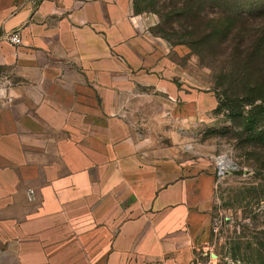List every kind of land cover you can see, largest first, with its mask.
<instances>
[{
  "label": "crops",
  "instance_id": "obj_1",
  "mask_svg": "<svg viewBox=\"0 0 264 264\" xmlns=\"http://www.w3.org/2000/svg\"><path fill=\"white\" fill-rule=\"evenodd\" d=\"M133 5L0 0V70L15 81L0 108V264L195 256L214 169L145 120L182 117L174 92L163 95L176 85L163 71L179 46ZM16 30L22 43L11 45L5 36ZM184 101L189 116L197 112L195 94Z\"/></svg>",
  "mask_w": 264,
  "mask_h": 264
},
{
  "label": "rangeland",
  "instance_id": "obj_2",
  "mask_svg": "<svg viewBox=\"0 0 264 264\" xmlns=\"http://www.w3.org/2000/svg\"><path fill=\"white\" fill-rule=\"evenodd\" d=\"M133 6L135 10L155 14L142 10L141 0H134ZM155 15L153 33L158 35L160 20ZM164 39L179 47L169 54L176 66L167 62L163 71L164 81H174L176 85L166 86L163 95L182 107V117L163 115L157 120H145L166 133L158 134L164 137L163 142L181 145L187 150L183 156L205 160L214 169L205 235L194 257L205 264H264V145L245 142L251 133L234 125L226 110H216L229 83L218 78L224 63L219 59L201 60L185 44ZM14 83L11 71L0 70V108L11 103ZM169 92H174L173 99ZM189 94H195L197 100V112L191 116L184 108L185 96ZM250 107L244 105L241 110L245 112ZM220 160L226 165L222 175L217 174Z\"/></svg>",
  "mask_w": 264,
  "mask_h": 264
},
{
  "label": "trees",
  "instance_id": "obj_3",
  "mask_svg": "<svg viewBox=\"0 0 264 264\" xmlns=\"http://www.w3.org/2000/svg\"><path fill=\"white\" fill-rule=\"evenodd\" d=\"M141 2L142 10L158 15V35L185 44L201 60L224 63L218 78L229 83L216 110L251 133L245 142L264 145V0ZM244 105L251 109L244 112Z\"/></svg>",
  "mask_w": 264,
  "mask_h": 264
},
{
  "label": "built area",
  "instance_id": "obj_4",
  "mask_svg": "<svg viewBox=\"0 0 264 264\" xmlns=\"http://www.w3.org/2000/svg\"><path fill=\"white\" fill-rule=\"evenodd\" d=\"M5 38L11 45H20L22 43V37L19 30L11 31L6 34ZM223 160L218 161V168H217V174L222 175L224 173L225 163L222 164ZM34 191L33 189H28L27 195L28 198L31 200L33 198ZM187 264H205L202 260H200L198 257H193Z\"/></svg>",
  "mask_w": 264,
  "mask_h": 264
}]
</instances>
